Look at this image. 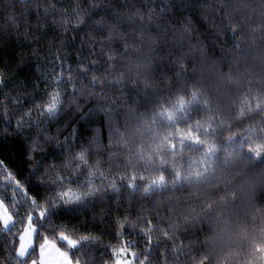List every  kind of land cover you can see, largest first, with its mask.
Here are the masks:
<instances>
[{
	"label": "trees",
	"instance_id": "16d2710c",
	"mask_svg": "<svg viewBox=\"0 0 264 264\" xmlns=\"http://www.w3.org/2000/svg\"><path fill=\"white\" fill-rule=\"evenodd\" d=\"M52 5L56 6L55 13L45 15L44 9H51ZM162 8L164 5L160 0H24V2L0 0V74L5 81L0 87V160L4 161L8 170L18 173L16 178L22 184L29 186L30 196L39 194L42 198L45 189L40 181L49 179L45 174L46 168L49 165L60 166L66 162L68 151L58 147V144L64 141L65 137H71L73 129H78L80 132L76 146L71 149L75 153L79 151L80 144L93 140L96 135L95 129L103 127L104 136L99 150L96 143L90 145L89 162L95 164L100 160L101 169L110 177L118 178L121 174L127 175L131 172V169L126 170L123 166L126 156L123 151L117 152L110 160V154L106 150L108 122L103 111L97 108L101 100L108 101V104L103 106L105 109L108 105H113L116 108L113 113V127H118L120 132H124L126 122L127 125L136 123L127 105L135 107L134 100L137 98L134 93L122 95L118 89L108 86L104 87L103 92L100 88L93 90L91 79L93 76L98 79L105 77L108 80L115 79L116 76L108 75L109 71H114L118 76L126 69L129 61L135 62L139 56L140 53L134 51L133 45L145 55L148 54L149 48L160 47V56L164 59L155 61L157 67L153 74L154 86L165 88L167 81L162 80L161 77H175L182 66L188 73V77L184 79L187 80L189 88L199 81V86L207 96L213 99L221 98L225 116L231 124L230 128L219 133L221 140L234 133L244 135L246 129L257 126L264 119V112H260L249 114L242 121L236 120L239 109H229L228 101L240 93L219 86L221 75L229 73L237 79L264 83V0H183L182 3L174 0L173 4L169 5L167 14L160 17ZM77 10L81 12L80 17L73 15ZM150 11H153L155 16L151 21ZM114 12H118L123 18L119 31L127 38L128 51L131 55L118 59L116 67L110 69L108 56L110 54L119 56L125 51V41L120 39L113 40L111 47H105L101 51V43L108 41L110 33L108 27L101 30L100 24H114L116 22ZM65 13L68 14V18L62 21L61 17ZM10 16L15 17V26L9 20ZM128 16H132V19L129 20ZM81 19L84 21L82 24L79 23ZM188 22L192 25L191 40L185 38L183 45L177 46L173 43V34L175 33L178 38L180 35L178 30ZM141 23L147 24L143 40L140 39ZM156 24L167 26V43L153 44L152 38L162 35L164 31L157 29ZM233 27H238L235 40L240 41L239 46L232 36ZM222 28H226L227 32H222ZM170 50L173 51L172 55H168ZM183 53H187V56H183ZM58 54L64 59L65 68L71 65L77 89L85 90L84 96L79 99L80 112L77 113L73 109L68 115H62L57 120L42 119L39 124H34L32 127L25 124L17 131V120L33 108L34 104L40 103L45 90H49L43 77L52 79L60 73L59 67H55V71H52L54 65L59 63ZM85 67L89 69L86 78L80 74ZM67 75L65 70V79ZM134 80L135 73H129L126 80L129 89ZM64 87L67 93L65 96V108H67L68 102L72 100V84H66ZM5 95L11 97L6 105L7 116L4 114L3 106ZM77 95L79 96V91ZM113 98L120 99L113 104ZM254 105L255 101H253ZM90 110H93L92 117L82 121L81 117ZM213 110L215 111V107ZM138 111L143 112L145 108L140 107ZM36 116L37 113L33 111L32 119L35 120ZM197 119H204V113L194 114L190 123ZM180 127L187 129L188 125L182 124ZM89 128L93 130L90 131ZM41 129L46 131L40 134ZM171 130L164 128L161 131ZM37 137L42 147L31 153L29 160L30 146ZM48 137L52 139L47 141ZM118 139L115 137L114 143ZM185 152L198 154L190 149H186ZM37 163L40 167L29 179L33 166ZM75 167L76 165H73V168ZM3 180L4 174L0 172V182ZM261 181H264V163H251L247 157L230 168H222L218 171L211 185H205L200 189L202 199L214 201L212 214L205 216L203 221H197L196 226L189 228L187 232L180 231L176 235V245L182 242L185 252L177 259L173 256L176 245L161 242L159 248L152 250L151 264H190L191 257L185 254L189 245H203L206 238L210 240L209 247H197V252L214 251V255L219 256L226 254L224 252L226 246L223 244L217 243L214 249L211 247V239L217 235L219 229L223 228L222 224H217V219L231 220L234 233H238L239 229L245 226L241 222L246 221L249 230L258 227L261 221L257 219L254 222L252 217L259 210L264 209V187H260ZM97 183L101 181L97 180ZM226 183L229 195L235 191L236 201L221 206L223 192L220 190ZM253 187L257 188L254 199L250 193ZM5 190L11 193V187L4 189L0 183V191ZM193 191L195 190L185 188L175 193L157 192L142 198V187L135 195H132L126 186L120 187V192L116 194L111 193V189L108 188L100 198L89 201L87 207L78 214L61 213L59 217L52 219L56 224L67 222L70 227L76 225L77 231L73 238L83 234L99 237L98 244L86 245L82 251L76 252V256H81L87 264H111V248L120 247L122 240L136 241L138 247L132 251L143 252L147 247V237L137 236L135 233L141 232L147 226V220H151L157 227V234L153 236V241H156L159 229L168 226L169 217L172 215L169 208L170 200L180 198L185 206L190 203L199 207V203L194 198L184 200ZM125 217L129 221H139V226L135 230L126 227L125 236L117 239L119 226L116 221ZM172 222H175L174 218ZM180 223L183 229V220ZM18 230L22 231L19 223L11 229V233L0 237V264H6L5 256L8 253L6 242L10 243L12 233H17ZM40 231L43 233L44 228ZM58 233L59 229L52 235ZM16 243L18 246V239ZM233 249L239 250L241 254V260L237 264H246L245 258H250L251 254L250 243L247 241L242 244L234 243ZM165 252L167 261L162 258ZM38 255L39 242L36 244V251L27 257L28 264H31L33 259H37ZM140 259H144V256L141 255ZM213 264H216L215 260Z\"/></svg>",
	"mask_w": 264,
	"mask_h": 264
},
{
	"label": "snow or ice",
	"instance_id": "6c2138e0",
	"mask_svg": "<svg viewBox=\"0 0 264 264\" xmlns=\"http://www.w3.org/2000/svg\"><path fill=\"white\" fill-rule=\"evenodd\" d=\"M160 2L164 8L161 9L159 15L163 17L174 0H160ZM177 2L182 3L183 0H177ZM55 11V5H52L51 9H44L45 15L54 14ZM153 11L149 12L150 21L155 19ZM73 15L80 17L81 12L77 10ZM113 16L116 20L114 24H100L101 30L108 27L110 33L108 41L101 43V51L105 47H111L112 41L115 39L125 41V51L119 56L115 54L108 56L110 69L116 67L118 59L131 55L128 51L127 38L123 32L119 31V25L123 23V18L118 12H114ZM67 18V13L61 17L62 21H66ZM127 18L131 20L132 16ZM9 20L15 26V17L10 16ZM79 23L82 24L84 21L81 19ZM146 26V23H141L139 26L141 40L144 39ZM155 26L164 31L162 35L152 38L153 44L167 43V26L162 24ZM178 31L180 33L178 38L175 33L173 34L174 44L182 46L185 38L191 40L192 25L190 22ZM221 31L227 32V29L222 28ZM237 31L238 27L232 28L234 40ZM235 43L239 46L240 41L235 40ZM133 47L134 51L140 53L139 56L135 62L129 61L126 69L121 71L118 76L114 71H109L108 75L116 76L115 79L108 80L107 77L98 79L96 76L91 79L93 90L100 88L103 92L104 87L108 86L118 89L122 95L134 93L137 98L134 100L135 107L127 105L129 111L133 113L136 123L127 125L126 122L124 132H120L118 127H113V113L116 111L113 105H108L105 109L103 106L107 105L108 101L101 100L98 102L97 108V110L103 111L108 122L106 150L110 154V160L117 152L123 151L126 153L123 166L126 170L131 169V172L127 175L121 174L118 178L110 177L101 169L100 160H97L95 164L89 162L90 145L96 143L99 150L104 136L103 127L95 129L96 135L93 140L80 144L79 151L75 153L71 149L78 142L80 136L78 129H73L71 137H65V140L58 144V147L68 151V158L60 166L49 165L46 168L45 174L49 176V179L40 181L41 186L45 189L42 198L39 194L30 196L28 194L29 186L22 184L16 178L18 173L8 170L4 161L0 160V172L4 174V180L0 183L4 189L11 187L10 194L6 190L0 191V237L11 233V229L18 223L22 226V231L18 230L17 233H12V241L6 242L8 249L7 256H5L6 264H28L27 257L36 251L37 242H39V255L37 259L32 260L31 264H87L81 256H76V252L82 251L86 245L98 244L99 237L93 234H83L78 238H73L77 231L76 225L70 227L67 222L56 224L52 218L59 217L61 213L78 214L87 207L89 201L100 198L108 188L111 189V193L116 194L120 192V187L126 186L132 195H135L136 191L142 187V198H147L157 192L175 193L180 189H194L195 191L190 192L184 200L194 198L200 206L197 207L190 203L185 206L181 203L180 198H176L174 201L170 200L169 208L172 215L169 217L168 226L159 229V235L155 242L153 236L157 234V227L151 220L146 221L147 226L141 232L135 233L137 236L147 237V247L143 252L132 251L138 247V244L131 240H122L120 247L111 248V264H137V262L138 264H151L153 248H159L161 242L166 244L170 242L176 245L178 232H187L189 228L196 226L197 221H203L205 216L212 214L214 201L202 199L200 189L205 185H211L212 180L217 177L218 171H221L222 168H230L244 160L245 157L251 163H264V119L257 126L246 129L244 135L234 133L221 140L219 133L231 127L225 116L221 98L213 99L207 96L199 86V81L193 83L189 88L187 80L184 79L188 77V73L182 66L175 77H161L162 80L167 81L165 88L154 86L153 74L157 67L155 61L164 59L160 56V47L149 48L147 55L135 45ZM172 54L173 51L170 50L168 55ZM182 55L187 56V53ZM57 58L59 63L54 65L52 71H55V67H59L60 73L52 79L47 76L43 77L49 90H45L40 103L34 104L33 108L17 120V131L25 124L29 127L39 124L42 119L57 120L62 115H68L73 109L77 113L80 112L79 99L84 96L85 90L77 89L71 65L69 64L65 68L64 59L59 57V54ZM176 62H179V58ZM65 70L68 73L67 79H65ZM88 71L89 69L85 67L80 74L86 78ZM133 72L135 80L129 89L126 80L129 73ZM4 83V77L0 74V87ZM66 84H72V100L68 102L67 108H65L67 93L64 87ZM219 86L240 93L228 101L229 109H239L235 117L236 120L242 121L249 114L264 112V83L253 80L245 81L243 78L237 79L229 73L221 75ZM78 91L79 96L77 95ZM9 99L11 97L5 95L3 102L5 116L8 114L6 105ZM118 99L120 98H113V104ZM253 101H255L254 106ZM17 103H19L18 100ZM140 107H144L145 111L139 112ZM33 111L37 113L35 120L32 119ZM198 112L204 113V119H197L190 123L193 115ZM92 115L93 110H90L81 117V120H88ZM182 124L188 125L187 129L181 128ZM164 128L172 130L162 132L161 130ZM88 130L93 129L89 128ZM44 131L46 129H41L40 134H43ZM115 137L119 139L114 143ZM51 139L48 137L47 141ZM246 144L247 148H245ZM39 147L42 146L37 137L30 146L29 160H31V153H34ZM186 149L194 150L198 154H186ZM73 165L76 167L73 168ZM39 167V163L33 166L29 179L31 175H35ZM65 172L68 174L64 175ZM97 180L101 183H97ZM260 187H264V181L260 182ZM220 191L223 192L221 206H226L229 202L235 203L236 193L233 191L229 195L227 183ZM256 192V187L251 188L250 193L253 199L256 197ZM21 209H23V213H21ZM173 218L175 222H172ZM252 219L254 222L257 219L261 221L258 227L249 230L245 221L241 222L245 226H242L238 233H234L231 220L218 218L217 224H222L223 228L219 229L217 235L211 239V247L214 249L217 243L223 244L226 246L224 250L226 254L219 256L214 255V251L197 252V247H209L210 240L206 238L203 245H189L185 254L191 257L190 264H213L214 260L216 264H237L241 260V254L239 250L233 249V245L234 243L242 244L244 241L251 245L250 258H245L246 264H264V209L259 210ZM181 220L184 222L183 229ZM116 223L119 226L117 239L125 236L126 227L135 230L139 226V221H129L127 217L123 220L118 218ZM41 228H44L43 233L40 231ZM57 229H59L58 235H52L56 233ZM184 252V245L181 242L173 249V256L178 259L179 255ZM141 255L144 256V259H140ZM162 258L167 261L166 252Z\"/></svg>",
	"mask_w": 264,
	"mask_h": 264
}]
</instances>
